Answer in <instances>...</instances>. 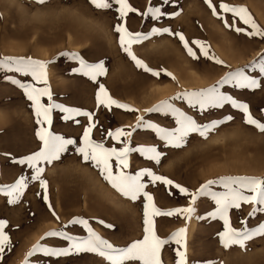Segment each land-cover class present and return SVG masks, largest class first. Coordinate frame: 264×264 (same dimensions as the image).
<instances>
[{"label":"rangeland","instance_id":"rangeland-1","mask_svg":"<svg viewBox=\"0 0 264 264\" xmlns=\"http://www.w3.org/2000/svg\"><path fill=\"white\" fill-rule=\"evenodd\" d=\"M221 2L245 7L264 29V0H213L219 16L213 15L205 0H168L167 3L165 0H129L140 12L153 6L166 13L159 20L129 13L125 18L129 31L148 34L153 27L169 28L172 32L182 33L199 57L189 56L174 35H150L142 43L134 44L132 51L149 68L160 72L159 76H154L137 68L121 48L119 34L114 30L121 22L114 2L111 9L102 10L96 9L90 0H45L42 4L37 0H0V59L31 57L48 62L47 86L53 102L94 113L96 128L92 138L104 143L105 147H122L108 137L107 132L116 128L131 130L137 116L161 127H175V118L171 114L145 111L161 101L174 104L200 125L219 122L205 136L190 133L179 148L165 145L150 129H137L130 146H155L163 155L157 164L139 152L130 153V166L126 169L129 174L150 168L190 192H195L208 180L221 177L264 178V132L246 124L241 110L230 104L201 110L198 106L191 107L186 100L172 99L180 93L212 87L228 72L244 69L246 74L262 82L260 88L241 89L229 84L221 91L246 103L252 116L264 123V73L251 67L264 60V37H249L226 27L225 20L234 22L235 27L250 30L238 19L234 20L231 13H223L219 9ZM194 40L207 44L209 53L223 63L204 57L200 49L191 44ZM77 54L88 63L103 62L106 74L93 82L74 72L73 69L80 66L79 61L73 59ZM12 80L44 87L30 75L0 69V187L13 185L21 176L29 177L28 187L18 203H7L8 197L0 192V220L7 221L5 231L12 242L10 250L6 248L0 258V264H25L26 260L28 264H109L92 253L67 257L36 253L28 257L37 242L49 247L68 246V242L60 237L41 240L49 231H64L86 238L88 233L82 225L69 223L75 218L87 220L89 227L114 247H127L143 238V205L146 201L143 198L131 201L122 196L104 180L99 169L82 160L74 150L76 146H70L59 160L40 165L45 169L42 178L48 182L46 202L44 189L38 181L30 179L33 170L15 162L39 150L36 132L40 126L36 123L31 101ZM100 84L114 99L136 111L115 106L111 111L102 106L97 108L95 97ZM42 99L48 102L46 97ZM63 115L59 110H53L51 130L79 143L88 124L87 118L77 117L80 121L77 124L65 121ZM144 182L148 185L146 191L152 194L160 209L167 211L189 205L190 197L182 195L174 186L160 182L153 185L147 177ZM211 187L213 191H224L219 184ZM195 207L196 213L190 220L183 216L155 217L157 235L162 239L186 227L189 264H209L210 261L214 264H264V236L257 235L246 241L243 248L232 245L225 249L218 235L223 231V221L209 217V213L215 211V202L209 197H200ZM253 207L242 204L240 209H230L232 226L251 230L264 223V212L249 215ZM53 211L59 219L53 216ZM177 247L174 243L164 246L162 264H175Z\"/></svg>","mask_w":264,"mask_h":264},{"label":"snow or ice","instance_id":"snow-or-ice-1","mask_svg":"<svg viewBox=\"0 0 264 264\" xmlns=\"http://www.w3.org/2000/svg\"><path fill=\"white\" fill-rule=\"evenodd\" d=\"M38 3H44L45 0H37ZM114 4L118 7L120 23L114 26V30L118 33V40L121 48L127 55L135 62L137 68H142L145 72H150L154 76H159L160 72L154 71L149 68L145 62L133 53L132 46L140 44L147 40L150 35H159L168 33L178 37L179 41L183 44L189 56L198 59L196 52L190 46L189 41L182 33L172 32L169 28H156L153 27L151 32L144 34L141 32H132L125 26V18L129 13H137L145 18L152 20H159L166 13L161 11L160 7L150 6L146 11L140 12L134 8L129 0H113ZM113 2L110 0H90L96 9H111ZM168 0H165L167 3ZM205 3L212 10L213 15L219 16L217 7L213 4V0H205ZM219 9L223 13H231L232 17L238 19L243 25L249 26L250 30L243 27H235V23L224 21L225 26L233 29L236 33H244L249 37H264V29L253 19L248 10L243 6L230 5L221 2ZM179 13H175L178 15ZM223 20V17H220ZM191 44L196 45L201 54L209 59L214 60L216 63L221 64L222 61L215 58L208 51V45L202 41L194 40ZM73 59L79 61V68L73 69L74 72L81 73L83 76L88 77L91 81L95 82L99 76L106 74L103 62L88 63L82 59L78 54L73 56ZM47 63L44 61L34 60L31 57H4L0 59V69L7 71H15L25 76H31L32 80L37 83H42L44 87H36L34 84L21 83L20 80H12V83L18 85L24 90L27 99L31 101V107L34 110L36 123L39 129L36 136L40 141L38 151L31 155L15 161L20 165H27L28 168L33 170L30 176L32 181H38L40 187L44 189L45 195L43 199L47 202V187L48 182L43 179L45 169L40 165L42 163L51 164L53 161L59 160L63 153L69 151L70 146H76L75 152L79 154L85 162H90L93 167L99 169L100 175L106 180L113 189L119 192L122 196L137 201L143 198L146 201L143 205V238L132 242L127 247H114L107 240L101 238L96 232L89 227L88 221L85 219L75 218L69 223L82 225L87 230V237H75L69 235L64 231H49L45 236L41 237H60L68 242L67 247H49L45 244L37 242L33 245L32 249L28 252V257L34 256L36 253H42L44 256L67 257L73 254L92 253L104 258L109 264H162L161 253L165 245L174 243L178 247L175 249L176 262L175 264H189L187 256L186 245V227H182L173 232L167 239H162L157 235L155 226V217H172L183 216L186 220H190L196 213V203L200 197H209L215 202V211L209 213V217L213 220L219 219L223 221V231L219 232V240L225 249L232 245H239L241 248L245 247L248 240L253 239L257 235L264 236V223L259 224L255 229L242 228L237 229L232 226L229 217L230 209H240L242 204L253 205L252 212L249 215H254L256 212H264V178L256 176H230L221 177L219 180H208L202 184L195 192H190L189 189L174 184V181L165 176L157 175L150 168H143L136 172L134 175L129 174L126 169L129 168V154L132 152L141 153L146 159L154 160L157 164L160 163L162 152L158 151L155 146L141 145L139 147H131V138L137 129H150L164 142L165 145L179 148L183 145L185 138L190 133L198 132L201 136H205L207 132L215 128L219 122H213L210 125H200L191 116L187 115L184 111L175 107L169 101H161L160 104L146 109L147 112H159L164 114H171L175 118L176 126L173 128L161 127L158 124L152 123L144 119L143 116H137L136 124L131 127V130L126 131L124 128H116L114 131H108L107 136L110 137L116 144H122V147H105L104 143L97 142L92 138L93 129L96 128L94 121V113L81 111L77 108L66 107L63 104L53 102L52 92L48 85ZM253 69L259 68V73H264V60L259 64L251 65ZM258 73V74H259ZM172 76L171 73H165ZM232 84L236 88L241 89H258L262 86V82L256 80L252 76L246 74L244 69L228 72L217 83L209 88L201 89L196 92L180 93L172 99H183L195 108L204 110L207 108H222L226 104L241 110L244 113V122L248 125H253L261 132H264V123L254 118L249 111V106L246 103L238 102L232 96L226 95L221 89L225 85ZM47 98V103L43 99ZM97 108L103 107L109 111L113 106L127 111H136L131 109L127 104H122L114 99L108 92L107 88L100 84L96 92ZM53 110H59L63 113L65 121H74L79 124L80 121L77 117L83 116L88 120L87 126L83 130L82 139L79 141L72 138H65L62 135L55 134L51 130L53 123ZM227 119H232L228 117ZM122 138H125L122 140ZM78 145V146H77ZM147 177L151 184L155 185L160 182L164 185L174 186L179 192L190 197L189 205L182 208H173L164 211L156 206L154 197L146 191L147 184L144 178ZM29 177L21 176L13 185L0 187V192H3L8 197L7 203L16 204L19 202L20 197L23 196L25 189L28 187L27 180ZM219 184L223 187L224 191H213L212 185ZM248 193V194H246ZM256 205L261 207L257 208ZM51 210V205H49ZM53 216L56 213L52 212ZM56 219H59L56 216ZM100 223H104L100 221ZM241 223H245L241 221ZM7 221L0 220V258H2L5 249L11 248V239L5 228ZM112 227V225H107ZM25 264H28L27 260ZM214 264V262H209Z\"/></svg>","mask_w":264,"mask_h":264},{"label":"bare ground","instance_id":"bare-ground-1","mask_svg":"<svg viewBox=\"0 0 264 264\" xmlns=\"http://www.w3.org/2000/svg\"><path fill=\"white\" fill-rule=\"evenodd\" d=\"M168 90H166V92H167ZM160 92V91H159ZM164 92V91H163ZM161 94H162V92H160ZM165 93V92H164ZM167 94V93H166Z\"/></svg>","mask_w":264,"mask_h":264}]
</instances>
